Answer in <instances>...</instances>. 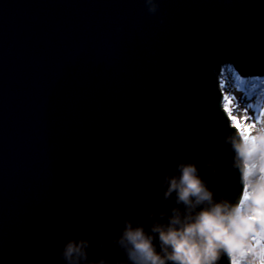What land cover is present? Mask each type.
Masks as SVG:
<instances>
[{
    "label": "water",
    "instance_id": "95a60500",
    "mask_svg": "<svg viewBox=\"0 0 264 264\" xmlns=\"http://www.w3.org/2000/svg\"><path fill=\"white\" fill-rule=\"evenodd\" d=\"M152 2L0 0V264L80 240L123 261L125 222L186 213L165 198L180 165L212 193L192 215L243 198L218 74L264 78V0Z\"/></svg>",
    "mask_w": 264,
    "mask_h": 264
},
{
    "label": "clouds",
    "instance_id": "9594fccd",
    "mask_svg": "<svg viewBox=\"0 0 264 264\" xmlns=\"http://www.w3.org/2000/svg\"><path fill=\"white\" fill-rule=\"evenodd\" d=\"M149 11L157 5L148 0ZM254 135L232 139L237 164L242 173L246 196L236 205L228 202L213 204L192 215V210L212 201V193L197 175L192 164L180 165L181 175L169 180L168 198L177 193V203L185 205L186 213L173 209L167 224L154 223L148 234L143 226L133 228L125 222L121 235L114 241L124 260L116 264H218L222 255L232 264H241L248 256L249 264H261L264 258V123L254 129ZM257 169L261 175L253 179ZM163 215V214H161ZM158 236L159 250L153 243ZM90 242L69 241L60 253L65 264H111L100 259L89 262L87 248Z\"/></svg>",
    "mask_w": 264,
    "mask_h": 264
},
{
    "label": "rangeland",
    "instance_id": "374dc122",
    "mask_svg": "<svg viewBox=\"0 0 264 264\" xmlns=\"http://www.w3.org/2000/svg\"><path fill=\"white\" fill-rule=\"evenodd\" d=\"M249 78H243L241 81L247 83ZM220 87L222 89L223 95L228 96L232 99V114L240 116L248 115L251 119L248 121L249 124H254L253 129L258 126L260 123H264V117H261L259 114L264 111V103L258 107H254L255 98H248L245 94V89L241 88L240 85L236 84V72L232 66H225L220 77ZM225 108L227 105L224 103ZM246 109V112H245ZM252 129V130H253ZM254 132V131H253ZM254 135V134H253ZM261 173L257 169L255 178L257 179ZM252 260L251 256L245 257L241 264H249V261ZM258 264V262H257Z\"/></svg>",
    "mask_w": 264,
    "mask_h": 264
},
{
    "label": "snow or ice",
    "instance_id": "6c2138e0",
    "mask_svg": "<svg viewBox=\"0 0 264 264\" xmlns=\"http://www.w3.org/2000/svg\"><path fill=\"white\" fill-rule=\"evenodd\" d=\"M243 83V81H242ZM224 103L227 105L225 108V111L228 113L229 118L232 122V126L236 128V130L242 135V136H251V131L254 127V124H249L248 121L251 119L248 115H243L242 117L233 115L232 114V99L228 96L224 97ZM246 112V109H245ZM261 117H264V111H262L259 114ZM246 189H244L243 197L246 196ZM260 245H264V240H261ZM261 264H264V258L261 259Z\"/></svg>",
    "mask_w": 264,
    "mask_h": 264
},
{
    "label": "trees",
    "instance_id": "16d2710c",
    "mask_svg": "<svg viewBox=\"0 0 264 264\" xmlns=\"http://www.w3.org/2000/svg\"><path fill=\"white\" fill-rule=\"evenodd\" d=\"M236 84L240 85L241 88L245 89V94L248 98L256 99L254 101V107H259L264 103V79L255 78L247 83L236 79Z\"/></svg>",
    "mask_w": 264,
    "mask_h": 264
},
{
    "label": "bare ground",
    "instance_id": "6f19581e",
    "mask_svg": "<svg viewBox=\"0 0 264 264\" xmlns=\"http://www.w3.org/2000/svg\"><path fill=\"white\" fill-rule=\"evenodd\" d=\"M224 68V67H223ZM223 68H222V70H221V72L218 74V80H219V78L221 77V75H222V71H223ZM236 79H238V80H242L243 78H242V76L239 74V73H236ZM261 79H264V78H261ZM250 80H252V79H250ZM247 82H249V80H247ZM219 85H220V82H219ZM243 115H241V117H242ZM238 132V131H237ZM254 134V132H253V130L251 131V135H253ZM255 178V176L253 177V179Z\"/></svg>",
    "mask_w": 264,
    "mask_h": 264
},
{
    "label": "built area",
    "instance_id": "2783aa9c",
    "mask_svg": "<svg viewBox=\"0 0 264 264\" xmlns=\"http://www.w3.org/2000/svg\"><path fill=\"white\" fill-rule=\"evenodd\" d=\"M219 82H220V78H219Z\"/></svg>",
    "mask_w": 264,
    "mask_h": 264
}]
</instances>
